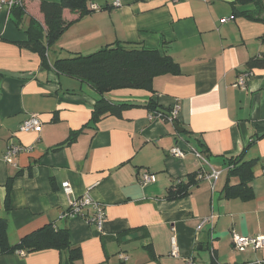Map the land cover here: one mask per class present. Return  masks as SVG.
Returning <instances> with one entry per match:
<instances>
[{"label":"crops","instance_id":"1","mask_svg":"<svg viewBox=\"0 0 264 264\" xmlns=\"http://www.w3.org/2000/svg\"><path fill=\"white\" fill-rule=\"evenodd\" d=\"M1 1L0 218L11 245L45 225L66 229L79 258L70 261L69 250L18 251L1 255L0 264H211L214 257L219 264H264V248L243 252L233 244L236 235L264 236V69L248 68L264 55V0H121L119 7L101 0L81 18L65 12L72 24L46 58L27 46L31 20L44 24L41 0L17 5L22 16ZM116 43L166 52L176 70L155 77L153 91L105 94L141 106L89 124L98 94L54 63ZM248 72L243 90L236 82ZM149 101L165 115L178 104L176 120L154 117L143 106ZM32 116L41 129L21 131ZM13 144L28 150L6 163ZM177 146L184 157L170 153ZM244 151L254 162L251 195L226 194L240 178L230 176L225 160ZM210 165L221 171L214 189L196 176L188 196L168 200L173 186ZM145 172L156 181L143 183ZM84 195L104 206L103 231L63 217Z\"/></svg>","mask_w":264,"mask_h":264},{"label":"trees","instance_id":"2","mask_svg":"<svg viewBox=\"0 0 264 264\" xmlns=\"http://www.w3.org/2000/svg\"><path fill=\"white\" fill-rule=\"evenodd\" d=\"M23 0H21L22 2ZM101 0H60L59 2H48L41 0L40 12L44 17V24L36 19L31 20L27 30L29 40L27 46L45 57L49 49L56 45L63 32L72 24L65 18V12L72 13L81 18L84 15L94 12L92 4H98ZM12 13L23 14L22 7H13ZM250 70L264 69V55L251 59L248 63ZM54 69L69 77L77 78L83 82L90 83L98 94L92 117L89 124H96L104 116L112 115L121 117L124 110L130 107L141 106L138 104L121 102L117 103L105 97V94L117 89H139L153 91V80L155 77L174 72L176 64L172 57L166 52L158 49L133 48L130 45L116 43L108 45L90 55L75 54L68 59H61L54 63ZM154 115L162 114L168 119L170 111L162 113L154 101L143 105ZM74 133L73 136H75ZM244 152L225 160V166L230 176L240 178L237 186L228 185L225 188L226 194H240L249 197L251 191L248 182L252 178L254 162L244 160ZM197 174L190 177L187 183L180 182L173 186L168 192V200H178L189 195L190 189L196 182ZM11 180L8 183V196L6 208H10L9 189ZM8 222L0 218V256L18 251L33 253L42 250L55 249L59 251L69 250L70 261L79 258V250L71 247L69 234L66 229H57L53 225L44 227L26 235L16 245H11L7 236ZM152 258L155 257L150 252ZM211 264H219L216 258Z\"/></svg>","mask_w":264,"mask_h":264},{"label":"built area","instance_id":"3","mask_svg":"<svg viewBox=\"0 0 264 264\" xmlns=\"http://www.w3.org/2000/svg\"><path fill=\"white\" fill-rule=\"evenodd\" d=\"M176 1L177 0H175V2ZM6 2L8 3V7L10 9H12L17 5L22 4L21 0H10L9 2L5 0L1 1V3L3 4H5ZM115 6L116 7L121 6V0H116ZM91 8L94 11L100 9V7L97 4H92ZM228 21H230V19H223L221 22L227 23ZM250 76L251 73L249 72L241 75L238 78V81L236 82V86L245 90L247 80ZM179 110H180V106L176 104L171 110V113L168 116V120L175 121L179 113ZM154 117L160 118L162 117V114L154 115ZM40 129H41V122L36 116H32L29 119H27L26 121H24L23 125L21 126V131L24 132L39 131ZM26 150H28V148L24 147L23 145L13 144L7 149L3 159L6 163H11L16 156L25 152ZM170 153L173 156L179 158L185 156V152L178 146L174 147ZM196 156L202 162L204 163L207 162L206 159L200 153H196ZM220 175H221V171L218 168H215L210 165V171L209 172H206L204 170L199 171L197 173V178L198 180L208 181L212 189H214ZM155 181H156V176L154 174H151L149 172L143 173L142 175L143 183H152ZM62 188L67 195L72 194V188L70 183L68 182L63 183ZM63 217L65 218L81 217L88 224L95 226L98 231H103L104 224L107 219V214L103 205L96 202L89 195H84L80 198H75L71 200L69 209L66 211ZM233 244L235 249L239 251H243V252L247 250L258 251L264 248V236L259 235L256 237H247V236L236 235L234 236ZM22 254L24 253L22 252Z\"/></svg>","mask_w":264,"mask_h":264},{"label":"water","instance_id":"4","mask_svg":"<svg viewBox=\"0 0 264 264\" xmlns=\"http://www.w3.org/2000/svg\"><path fill=\"white\" fill-rule=\"evenodd\" d=\"M164 111H162V113H163Z\"/></svg>","mask_w":264,"mask_h":264},{"label":"rangeland","instance_id":"5","mask_svg":"<svg viewBox=\"0 0 264 264\" xmlns=\"http://www.w3.org/2000/svg\"><path fill=\"white\" fill-rule=\"evenodd\" d=\"M100 7V6H99Z\"/></svg>","mask_w":264,"mask_h":264}]
</instances>
